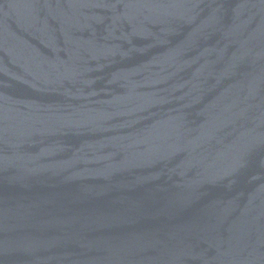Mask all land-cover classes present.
Here are the masks:
<instances>
[{"label":"water","instance_id":"1","mask_svg":"<svg viewBox=\"0 0 264 264\" xmlns=\"http://www.w3.org/2000/svg\"><path fill=\"white\" fill-rule=\"evenodd\" d=\"M0 264H264V0H0Z\"/></svg>","mask_w":264,"mask_h":264}]
</instances>
